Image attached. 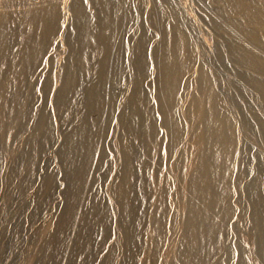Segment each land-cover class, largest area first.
<instances>
[{"label": "bare ground", "instance_id": "1", "mask_svg": "<svg viewBox=\"0 0 264 264\" xmlns=\"http://www.w3.org/2000/svg\"><path fill=\"white\" fill-rule=\"evenodd\" d=\"M192 2L203 33L187 0H0V142L20 113L24 136L0 189L35 169L11 227L24 264H137L143 238L142 264H251L222 232H246L264 264V178L242 188L234 156L264 145V0Z\"/></svg>", "mask_w": 264, "mask_h": 264}, {"label": "rangeland", "instance_id": "2", "mask_svg": "<svg viewBox=\"0 0 264 264\" xmlns=\"http://www.w3.org/2000/svg\"><path fill=\"white\" fill-rule=\"evenodd\" d=\"M185 6H186L187 11L189 12L191 24H193V26L195 27L196 33L199 34V31H201V29L199 28V18L197 16V14H199L198 10L196 9V6L193 4L192 0H187V3ZM247 26H249V25H247ZM205 27H207V26H205ZM251 27H253V26H251ZM206 29H208V27ZM8 47H9V43L8 42L4 43V49L8 50ZM205 49H207V48H205ZM59 52H60V47L54 46L50 50V55H53L54 53H59ZM58 58H59V56L56 58V61L58 60ZM53 65H54V68L58 67L57 62H55ZM42 67L44 68V65H41L39 67V70H42L43 69ZM36 77H37V74L35 75V78ZM12 82H13V80H12ZM220 89H222L221 91L223 93L228 94V90L225 87L220 86ZM9 90H10V88H9ZM9 90L7 89L6 101H8V99L11 95L10 94L11 91H9ZM220 96L224 97L221 94H220ZM187 100H190V99L187 98ZM240 101H242L241 103H246V104L250 103L252 105L253 109H256V107H257V105L256 104L254 105L250 100L245 101L244 99H240ZM37 106H38V101L35 100L33 102V105H32V111L33 112H35ZM6 108L4 109L5 113L7 112ZM23 110H25V107ZM12 112H15V111H12ZM21 115H22V113H20L17 118H15V115H13V117L15 118V119L13 118L14 119L13 124L11 127H9L8 131L4 132L2 141L0 142V163H1L0 174L4 173L6 168L10 167L9 163L12 161V158H10L11 150L12 151L15 150L14 157H13L14 160L17 159L16 156L20 152V148H21V141L20 140L23 139L24 136L23 135L19 136L17 134L16 125L18 124ZM182 116H183V119L186 118V114L184 113V111L182 112ZM235 118H236L235 124L238 126V129L241 130V127H240L241 125L238 121V117L235 116ZM5 119H7V121H9L10 119H12V116L10 117V114H9ZM255 125H257V124L255 123ZM254 128H255V126H254ZM242 131H244L243 127H242L241 132ZM243 141L246 142L245 143L246 144L245 151L239 149V146H237V148L235 149L236 150L235 154H234V156L238 159V163L239 162L241 164L245 163V166H246L245 167L246 177L242 178L243 180H240V182H239L240 185L242 186V188L246 187V183L249 181V179H251V176H253L256 172H261V174H259V175H261L262 178H264V170L260 171V167L258 166V164H259L258 161H260V160L264 161V145L261 143L262 141L259 139L258 140H252V139L246 140V138H243ZM239 143H240V141L238 142V144ZM45 156L48 157L49 153H46ZM32 159L31 158L29 159L28 166L23 169V172L20 173V176L18 177L17 182L13 183L11 188L4 187V188L0 189V248H1L0 254L2 253V251L4 249V245L7 247V253L5 254V260L0 261V264H24L23 261L27 255V253H29V250H30V249L28 250V247H27V250H25L26 254H23V252H21V251L20 252L16 251L17 240H15V236L12 235L11 227L13 226V224H15L16 221H18V220L22 221V220L27 219V217H28V211H25L26 208H25L24 202H20V198L23 200H26V201L29 200L30 199V197H29L30 190H32V189H34V187H36L35 185L33 187V181L34 180L32 178V175H33L35 169L33 168V165H32V162H33ZM46 162H49L48 159L46 160ZM237 169H238V167L236 166L230 172H236ZM21 176H25V180H24V177H21ZM13 186H14V188H12ZM16 193H20V194L15 195ZM237 197H239V198H237ZM237 199H239V201ZM234 200H235V203H234ZM56 201L60 204L62 203L60 198H59V201L58 200H56ZM230 201L232 202V204L234 206L241 205L243 207V211H245V212L243 214L244 217H242L243 219L241 222H243V225H245V228L247 227L246 229H248L247 225H248V212L250 210V202L248 201L247 197H245V195L242 196V195H239V193H236V194H233L231 196ZM237 203H239V204H237ZM13 208L18 209L17 214L14 216L12 214ZM52 217H53V212L50 210H46L43 213L39 222L40 221L43 222L46 219L49 220ZM224 219L226 220L227 223H230V225L234 224V219L231 218L230 214H228V217H225ZM39 222H37V224ZM16 225H19V222H16ZM32 228H34V226H32L30 229H32ZM230 233L222 232L219 234V241L221 243L222 252H225L226 248H228V246H231L234 241H239L240 244L245 249L246 259L249 260L248 263L259 264L257 262V260L255 258H253L254 257V255H253V248L254 247H253V244L250 243L251 241H250V238L247 235V233L241 232V233H238L237 235H234L233 233L230 234ZM23 236L18 238L19 242L20 241L23 242L25 240L26 237H23ZM247 237H248V239H247ZM114 240H115V238H114ZM116 241H118V240L116 239ZM245 243H247V244H245ZM8 245H10V246H8ZM13 250H15V251H13ZM147 250H148V247H147L145 239L143 238L141 240V244H140V251H139V255H138V259H137L138 260L137 264L143 263V261L145 259V255L147 253ZM250 254H252V255H250ZM232 264H234V263H232Z\"/></svg>", "mask_w": 264, "mask_h": 264}, {"label": "snow or ice", "instance_id": "3", "mask_svg": "<svg viewBox=\"0 0 264 264\" xmlns=\"http://www.w3.org/2000/svg\"><path fill=\"white\" fill-rule=\"evenodd\" d=\"M85 3H87V0H85Z\"/></svg>", "mask_w": 264, "mask_h": 264}]
</instances>
